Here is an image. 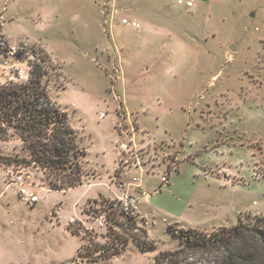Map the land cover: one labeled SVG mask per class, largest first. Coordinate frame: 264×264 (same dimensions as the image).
Segmentation results:
<instances>
[{"label": "rangeland", "instance_id": "374dc122", "mask_svg": "<svg viewBox=\"0 0 264 264\" xmlns=\"http://www.w3.org/2000/svg\"><path fill=\"white\" fill-rule=\"evenodd\" d=\"M26 1L0 0V82L47 58L43 83L87 155L83 185L55 191L3 163L25 152L0 138V264H86L112 247L100 202L116 194L155 247L93 264H152L180 246L172 225L264 215V0Z\"/></svg>", "mask_w": 264, "mask_h": 264}, {"label": "trees", "instance_id": "16d2710c", "mask_svg": "<svg viewBox=\"0 0 264 264\" xmlns=\"http://www.w3.org/2000/svg\"><path fill=\"white\" fill-rule=\"evenodd\" d=\"M2 36L0 52L8 54L11 48L5 46ZM28 61L26 80L10 79L0 84V138L17 136L26 152L4 157L3 163L37 167L50 190L67 191L81 186L84 182L82 163L87 152L81 147V137L70 125L67 112L51 98L43 83L48 59ZM169 172V169L165 172L162 184L168 183ZM108 201L103 199L100 205L107 204L110 208L102 212L107 222L111 220L106 227L112 237V247L102 249L97 255L89 254L84 259L86 264L119 256L130 241L144 250L155 247L148 239L146 225H137L136 216L123 206L122 199L116 197ZM116 226L126 234L123 240L118 238L121 245L115 243L119 236L113 229ZM170 228L179 238L180 246L160 252L152 264H264V215H257L252 223L243 222L239 217L232 226H219L210 231L179 225ZM73 232L79 233L75 228ZM78 251L81 260L83 256L80 249Z\"/></svg>", "mask_w": 264, "mask_h": 264}, {"label": "crops", "instance_id": "0c3cea01", "mask_svg": "<svg viewBox=\"0 0 264 264\" xmlns=\"http://www.w3.org/2000/svg\"><path fill=\"white\" fill-rule=\"evenodd\" d=\"M187 1H191L192 2V5L191 6H195L196 5V3H195V1H193V0H187ZM200 1V0H199ZM13 2H14V8H17V9H19L20 11H22L24 8H25V6H26V4H27V1L26 0H13ZM190 6V7H191ZM188 7V6H187ZM122 22H123V19H122ZM229 49H230V47H229ZM231 51H234L235 49H230ZM5 78L2 80L3 82H0V84H2V83H4L5 82ZM20 149L23 151V149H22V147H21V143H20ZM23 152H25V151H23ZM25 154H26V152H25ZM24 154V155H25ZM137 168H140L141 169V166H138ZM130 185V183L127 185L128 186V188H130V187H132V186H129ZM135 186H136V184H135ZM141 186V185H140ZM116 196H117V198H122L123 197V195L122 194H116ZM219 226H225V225H215V226H211V227H207V228H203L204 230H208V229H213L214 227H219Z\"/></svg>", "mask_w": 264, "mask_h": 264}, {"label": "built area", "instance_id": "2783aa9c", "mask_svg": "<svg viewBox=\"0 0 264 264\" xmlns=\"http://www.w3.org/2000/svg\"><path fill=\"white\" fill-rule=\"evenodd\" d=\"M177 3L179 4H183V0H177ZM186 6L190 7L192 5V2L191 1H186ZM123 22H126V20L123 19ZM126 208V207H125ZM101 217V216H100ZM99 220V223H101L100 219Z\"/></svg>", "mask_w": 264, "mask_h": 264}, {"label": "water", "instance_id": "95a60500", "mask_svg": "<svg viewBox=\"0 0 264 264\" xmlns=\"http://www.w3.org/2000/svg\"><path fill=\"white\" fill-rule=\"evenodd\" d=\"M230 49H232V50H233V49H234V47H233V46H230Z\"/></svg>", "mask_w": 264, "mask_h": 264}]
</instances>
